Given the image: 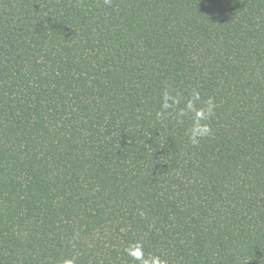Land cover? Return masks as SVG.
I'll list each match as a JSON object with an SVG mask.
<instances>
[{
  "label": "trees",
  "instance_id": "16d2710c",
  "mask_svg": "<svg viewBox=\"0 0 264 264\" xmlns=\"http://www.w3.org/2000/svg\"><path fill=\"white\" fill-rule=\"evenodd\" d=\"M216 104L212 134L156 116ZM264 264V0H0V264Z\"/></svg>",
  "mask_w": 264,
  "mask_h": 264
},
{
  "label": "clouds",
  "instance_id": "9594fccd",
  "mask_svg": "<svg viewBox=\"0 0 264 264\" xmlns=\"http://www.w3.org/2000/svg\"><path fill=\"white\" fill-rule=\"evenodd\" d=\"M105 3H110V0H105ZM215 107L216 104L212 97L202 101L200 92L195 89H192L187 97L180 92L173 93L165 89L161 93L156 116L163 120L174 115L176 122L180 124H183L185 119L190 121L185 130L187 141L192 146H197L201 140L212 134L208 121ZM125 253L134 264H168V261L162 259L160 255L147 253L144 244L139 240L129 243L125 248ZM77 259V256L67 257L60 264H77Z\"/></svg>",
  "mask_w": 264,
  "mask_h": 264
}]
</instances>
